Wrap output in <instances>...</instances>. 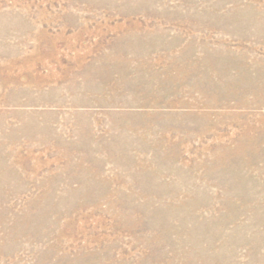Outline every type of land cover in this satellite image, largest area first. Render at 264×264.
<instances>
[{
  "label": "rangeland",
  "instance_id": "374dc122",
  "mask_svg": "<svg viewBox=\"0 0 264 264\" xmlns=\"http://www.w3.org/2000/svg\"><path fill=\"white\" fill-rule=\"evenodd\" d=\"M0 264H264V0H0Z\"/></svg>",
  "mask_w": 264,
  "mask_h": 264
}]
</instances>
